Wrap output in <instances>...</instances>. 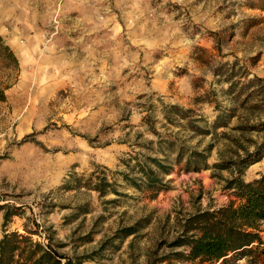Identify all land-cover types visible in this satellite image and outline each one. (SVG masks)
Returning a JSON list of instances; mask_svg holds the SVG:
<instances>
[{
	"label": "rangeland",
	"instance_id": "1",
	"mask_svg": "<svg viewBox=\"0 0 264 264\" xmlns=\"http://www.w3.org/2000/svg\"><path fill=\"white\" fill-rule=\"evenodd\" d=\"M78 18L86 20V62L63 73L62 87L42 100L32 64L17 102L0 99V239L29 235L62 264H178L175 252L187 247L174 243L187 219L234 199L225 188L230 170L183 171L174 163L178 147L214 142L212 165L227 159L239 125L257 128L240 144L253 149L264 140V104L248 109L244 95L236 102L226 91L227 77L238 86L264 79V0H59L35 32L51 45L56 35L77 33L70 28ZM6 63L0 56V94L20 74ZM170 105L207 124L219 112L231 116L217 134L202 136L180 112L166 118ZM166 154L173 167L161 175L166 188L150 196L133 185L137 159ZM263 172L264 156L241 177ZM98 175L108 183L103 195L88 185ZM4 206L15 213L6 227ZM232 264H264V255Z\"/></svg>",
	"mask_w": 264,
	"mask_h": 264
},
{
	"label": "trees",
	"instance_id": "2",
	"mask_svg": "<svg viewBox=\"0 0 264 264\" xmlns=\"http://www.w3.org/2000/svg\"><path fill=\"white\" fill-rule=\"evenodd\" d=\"M0 56L3 60H8L6 63L8 67L11 66V63L17 67V59L1 35ZM226 80L229 82L226 91L233 96L234 101H239L244 95L241 102L251 110L258 109L264 104L263 78L254 76L239 86L236 82L231 81V77H227ZM0 99H4L3 93L0 94ZM166 107L167 110L164 113L166 118H169V114L173 111L180 112V118L185 120V127L202 136L217 134L216 130L227 126V120L231 116V114L226 115L222 111L210 124H207L202 116L189 115L188 113L192 112L190 109H183L177 105ZM235 108L234 106L230 109L231 113L236 110ZM200 122L204 123L200 124ZM235 129L240 131L238 136L240 137L245 135L246 131L257 128L256 125L244 124L235 127ZM238 137L231 139L234 146L229 147L230 154L227 159H222L212 165L207 163V157L214 142H209L202 149L196 147H190V149L178 147L177 149L174 163L180 164L183 171H200L211 167L217 170H230L231 175L226 179L225 188L232 190L234 195V199L227 204L213 210L198 211L187 219L185 232L174 243L176 246L185 245L187 247L185 253L175 252L180 262L178 264L184 262H186L185 264H232L242 258H255L257 255H264L260 235L261 225L264 224V172L250 181H244L241 177L249 165L264 156V140L255 144L253 149H249L247 145L239 143ZM168 161V154L164 158L147 155L142 159H137L138 175L132 177L131 182L142 191L150 192V196H154L166 188L161 175L167 174L173 169L168 165ZM96 179V181L91 180L88 185L99 195H103L108 183L104 176L98 175ZM68 182L69 179H66L65 186H68ZM113 190L115 191V189ZM3 208L2 224L6 227L10 217L15 213L9 212L7 206ZM138 225L139 223L126 228L124 236L136 232ZM21 242L26 244L20 253H17ZM60 257L52 249L33 242L29 235L16 231L4 233L0 239V264H14L17 261L20 264H62Z\"/></svg>",
	"mask_w": 264,
	"mask_h": 264
},
{
	"label": "crops",
	"instance_id": "3",
	"mask_svg": "<svg viewBox=\"0 0 264 264\" xmlns=\"http://www.w3.org/2000/svg\"><path fill=\"white\" fill-rule=\"evenodd\" d=\"M58 1L0 0V35L14 53L20 73L15 83L4 88V101L15 103L26 92L30 85L28 70L32 64L36 66L34 85L44 90L41 99L48 100L64 84L63 73L86 62V20L82 19L86 18L85 15L71 25L70 29L77 33L73 36L56 35L51 45L45 44L42 34L35 32L39 28L38 22L48 21ZM44 69L47 70L46 82L38 85L39 71L42 73Z\"/></svg>",
	"mask_w": 264,
	"mask_h": 264
}]
</instances>
